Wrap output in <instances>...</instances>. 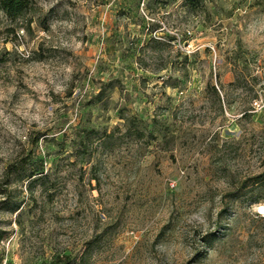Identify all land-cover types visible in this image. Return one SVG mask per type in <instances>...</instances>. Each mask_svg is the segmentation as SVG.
Segmentation results:
<instances>
[{"label": "rangeland", "instance_id": "1", "mask_svg": "<svg viewBox=\"0 0 264 264\" xmlns=\"http://www.w3.org/2000/svg\"><path fill=\"white\" fill-rule=\"evenodd\" d=\"M33 4L0 33V264H264V0Z\"/></svg>", "mask_w": 264, "mask_h": 264}, {"label": "trees", "instance_id": "2", "mask_svg": "<svg viewBox=\"0 0 264 264\" xmlns=\"http://www.w3.org/2000/svg\"><path fill=\"white\" fill-rule=\"evenodd\" d=\"M192 7H198L201 0H184ZM34 11L33 0H0V14L5 20V23L0 24V33L4 32L6 37L4 40H10L7 38L9 34L14 37L17 30L21 29L25 32L31 31V23L34 21L32 18V12ZM169 40L171 38H168ZM162 66L159 69H163ZM236 73V72H235ZM263 170L258 174V177H264V158L261 160ZM39 167H43L42 161L39 162Z\"/></svg>", "mask_w": 264, "mask_h": 264}]
</instances>
